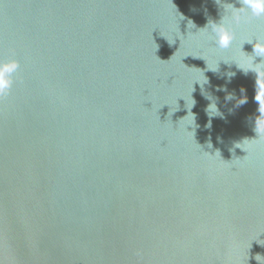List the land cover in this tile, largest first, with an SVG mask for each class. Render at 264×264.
Masks as SVG:
<instances>
[{"label":"water","instance_id":"obj_1","mask_svg":"<svg viewBox=\"0 0 264 264\" xmlns=\"http://www.w3.org/2000/svg\"><path fill=\"white\" fill-rule=\"evenodd\" d=\"M222 14L215 0H0V58L20 64L0 97V264H264L256 77L231 63L264 17L221 50L195 32ZM206 93L224 114L210 128Z\"/></svg>","mask_w":264,"mask_h":264},{"label":"clouds","instance_id":"obj_2","mask_svg":"<svg viewBox=\"0 0 264 264\" xmlns=\"http://www.w3.org/2000/svg\"><path fill=\"white\" fill-rule=\"evenodd\" d=\"M215 2L218 6L223 8V14L221 16L220 21L216 23L213 22L211 19H209L207 24L204 27L197 29L195 34L199 32L204 38H206L208 41H211L216 48L221 50H227L232 46L235 40L234 26H239L242 23H248L252 18L264 17V0H237V2L241 5L239 8L234 7L233 4L230 3H221V0H215ZM181 17L184 19L183 15H181ZM195 27L196 26L193 23V21L189 19L187 22V28L189 29V31H191V29ZM191 34L193 33L191 32ZM252 42L253 40L244 41L240 46V52L243 53V56L238 60H233L231 63H235L236 67L242 70L245 74H247L249 71L255 73L256 90H255L254 99L258 104V112H259V116L255 120V131L258 137L260 135H264V59H262L261 62L259 63H254V59L255 57L264 58V40H256L255 44L253 45L252 55H248L242 51V47L245 43L252 44ZM14 56H15V51L10 49L9 58L7 59L0 58V97H4L10 94V91L15 82L14 76L20 69V64L14 58ZM193 58L203 59L201 57H193ZM224 63L231 64L228 62H224ZM218 64L219 62L217 63V70H218ZM227 75L230 78L234 76V73L229 72L227 73ZM204 78L205 79L203 82H198V81L194 82L200 85L201 90L204 89V85L208 83L207 78L205 76ZM193 91L194 89L192 87L191 93ZM216 91L226 92L227 89L218 86L216 88ZM206 94L207 95H205V98L209 101L208 106L206 108V112L209 117V123L206 125V127L210 128L211 119L215 117H219L223 119L224 114L219 110L217 106L218 98L213 97L209 93ZM190 98H191V94H190ZM233 99H235V97L232 94H228L225 96V101H231ZM239 101L242 102L239 103L238 105H242L246 103V98L240 99ZM194 105H195V100L191 98V106L187 108L189 110L187 116L191 115L193 121L192 124L187 125V127L194 125L195 117L191 112V109ZM209 112H216L219 113V115L209 116L208 114ZM192 133L194 135V132ZM209 145L211 146V144Z\"/></svg>","mask_w":264,"mask_h":264}]
</instances>
